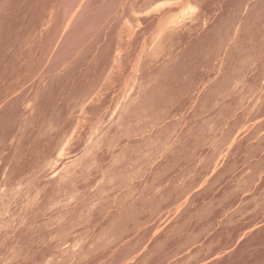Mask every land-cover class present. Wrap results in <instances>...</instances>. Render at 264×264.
I'll return each instance as SVG.
<instances>
[{
	"label": "rangeland",
	"instance_id": "374dc122",
	"mask_svg": "<svg viewBox=\"0 0 264 264\" xmlns=\"http://www.w3.org/2000/svg\"><path fill=\"white\" fill-rule=\"evenodd\" d=\"M0 264H264V0H0Z\"/></svg>",
	"mask_w": 264,
	"mask_h": 264
}]
</instances>
